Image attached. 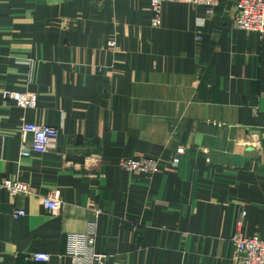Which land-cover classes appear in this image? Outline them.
Returning <instances> with one entry per match:
<instances>
[{"label": "crops", "instance_id": "crops-1", "mask_svg": "<svg viewBox=\"0 0 264 264\" xmlns=\"http://www.w3.org/2000/svg\"><path fill=\"white\" fill-rule=\"evenodd\" d=\"M236 5L165 3L154 28L150 0H0V181L29 187L0 190V264H71L66 235L95 209L105 264H236L233 235L264 234V37ZM25 122L57 128L55 149L21 158ZM142 157L161 173L119 167Z\"/></svg>", "mask_w": 264, "mask_h": 264}, {"label": "built area", "instance_id": "built-area-1", "mask_svg": "<svg viewBox=\"0 0 264 264\" xmlns=\"http://www.w3.org/2000/svg\"><path fill=\"white\" fill-rule=\"evenodd\" d=\"M220 2L221 0H150L151 10L154 14L152 26L154 28L160 27L162 6L165 3L201 6L205 8L206 16H209L213 14ZM236 9V28L249 33H257L264 37V0H237ZM109 44L114 47V42ZM1 98L3 101L9 100L23 110H33L37 104L36 95L29 92L3 91ZM58 135L59 130L55 127L36 123H23L20 128V157L29 158L32 155L46 154L55 149ZM257 138L258 135L252 137L253 141ZM249 146H253V144L249 143ZM185 154V149L179 148L171 158L170 166L178 168ZM119 167L124 173L141 174L147 177H154L161 173L159 161L152 158L122 159ZM0 190H5L10 196L29 193L28 185L7 178L0 181ZM42 203L44 209L49 213L57 212L62 205L58 193L44 199ZM100 214V210L95 209L93 211V218L88 222L86 232L66 235L65 256L68 257L71 264H105L106 256L94 251L96 222ZM246 214V211L240 213L241 219L237 221L238 229L242 227V219ZM23 216V211L13 214L15 219ZM231 242L234 246V261L236 264H264V234L246 237L237 233L233 235ZM31 259L35 262H47L50 256L46 253H35L31 256Z\"/></svg>", "mask_w": 264, "mask_h": 264}]
</instances>
